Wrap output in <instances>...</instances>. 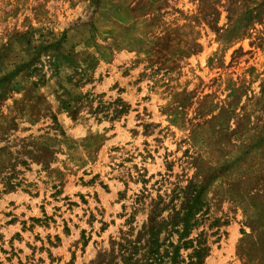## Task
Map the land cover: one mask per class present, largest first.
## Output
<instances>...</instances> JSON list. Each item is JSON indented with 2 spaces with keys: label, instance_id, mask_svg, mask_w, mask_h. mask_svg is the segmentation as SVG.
<instances>
[{
  "label": "rangeland",
  "instance_id": "rangeland-1",
  "mask_svg": "<svg viewBox=\"0 0 264 264\" xmlns=\"http://www.w3.org/2000/svg\"><path fill=\"white\" fill-rule=\"evenodd\" d=\"M189 238L264 264V0H0V264Z\"/></svg>",
  "mask_w": 264,
  "mask_h": 264
},
{
  "label": "trees",
  "instance_id": "trees-1",
  "mask_svg": "<svg viewBox=\"0 0 264 264\" xmlns=\"http://www.w3.org/2000/svg\"><path fill=\"white\" fill-rule=\"evenodd\" d=\"M192 214L193 204L191 203L187 206V210L181 219L185 226L190 224L189 218L193 216ZM182 246L184 248H191L184 256L179 253V246L172 247V244H169L161 253L159 251V245L156 244L151 251L153 257L150 264H201L209 251V247L206 245L205 241L199 238L185 239L182 241Z\"/></svg>",
  "mask_w": 264,
  "mask_h": 264
}]
</instances>
